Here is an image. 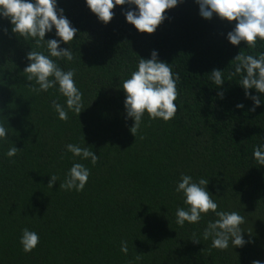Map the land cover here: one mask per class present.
<instances>
[{
    "label": "trees",
    "instance_id": "trees-1",
    "mask_svg": "<svg viewBox=\"0 0 264 264\" xmlns=\"http://www.w3.org/2000/svg\"><path fill=\"white\" fill-rule=\"evenodd\" d=\"M58 7L78 29L69 42L73 61L58 63L75 70L85 108L79 116L69 112L66 121L52 108L53 100L63 104L66 98L56 89L34 92L35 80L27 81L23 72L30 48L47 54L46 48L12 34L8 20L0 19V122L9 124L8 138L0 142V264L264 261V166L252 157L254 147L264 143V103L250 111L252 101L238 85L239 77L229 78L232 60L239 53L264 52V42L255 48L243 41L230 44L226 35L235 21L202 18L195 0L165 10L166 19L152 34L126 22V6H116L106 25L84 0H58ZM53 37L54 31L45 39ZM153 50L179 75L180 106L168 122L145 114L134 136L120 82L135 70L139 57L148 59ZM214 68L224 69L219 89L210 79ZM249 91L264 100V94ZM67 143H85L99 156L97 164L73 158L65 151ZM14 145L19 150L9 158L5 153ZM74 162L90 169L80 192L59 187ZM181 173L209 179L218 210L244 217L242 235L249 243L212 248L211 239L201 237L207 220L215 218L210 213L199 224L175 223L176 208L186 207L174 190ZM52 174L58 181L51 188ZM24 228L40 237L27 253L19 242Z\"/></svg>",
    "mask_w": 264,
    "mask_h": 264
},
{
    "label": "clouds",
    "instance_id": "clouds-1",
    "mask_svg": "<svg viewBox=\"0 0 264 264\" xmlns=\"http://www.w3.org/2000/svg\"><path fill=\"white\" fill-rule=\"evenodd\" d=\"M89 10L97 19L108 24L114 17L113 9L116 6L122 8V14L127 23L134 26L140 33L152 34L166 19L165 10L172 9L184 0H84ZM199 6V15L211 20L213 16L235 21L231 31L226 35L230 44L238 46L245 42L247 48H255L257 42H264V0H195ZM0 19H7L11 25L12 34L28 40L31 38L36 48L44 47L43 51L30 48L26 53L28 65L23 69L27 73V81L35 80L31 84L34 92H48L56 89L65 97L63 104L52 101V108L60 120H67L68 113L79 114L83 108L82 92L77 87L75 70H64L58 63L59 60L71 62L74 59L73 50L69 42L74 40L78 29L72 26L71 21L64 15V10L58 7V0H0ZM7 33L8 29H4ZM54 37L45 39L46 33H53ZM67 44L68 47H61ZM138 56V55H137ZM139 57V56H138ZM55 58V59H53ZM235 64L229 71V78L239 77V84L244 90L245 97L252 101L250 111L264 103L260 95H253L249 90L254 89L258 94H264V52L258 55H242L239 53L234 60ZM172 64L158 59V52L153 50L150 58L139 57L134 71L120 82L125 99L123 102L125 119L134 121L130 132L135 136L139 131L145 114L149 119H161L168 122L177 115L179 95L177 83L179 75L173 71ZM223 70L213 69L210 79L221 88L225 82ZM38 85V87H36ZM223 98V91L218 92ZM175 102V103H174ZM237 108H244L243 103H238ZM83 108V110H82ZM7 125L0 122V142L8 138ZM85 142V139H84ZM19 149L11 146L5 155L14 157ZM65 151L70 152L73 158L87 160L95 166L99 156L93 150L81 144L67 143ZM252 157L260 166H264V143H258L252 153ZM90 176V169L85 164L74 162L65 173L64 181L60 188L77 192L85 188ZM49 187L58 181L55 174L49 176ZM209 179L200 177L194 179L192 175L181 173L175 183V192L182 194L183 204L186 207H177L175 223L183 227L185 223L199 224L206 214H211L214 219L206 222L201 237L203 240L211 239V247L218 250H226L243 247L246 241L241 229L244 217L237 211L219 209L218 203L213 199L207 185ZM40 237L35 231L28 228L22 229L19 242L24 252L33 251L39 244ZM200 242L199 238L192 239ZM121 251L127 254V242H121ZM252 264H264V261L253 260Z\"/></svg>",
    "mask_w": 264,
    "mask_h": 264
}]
</instances>
